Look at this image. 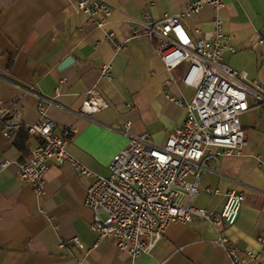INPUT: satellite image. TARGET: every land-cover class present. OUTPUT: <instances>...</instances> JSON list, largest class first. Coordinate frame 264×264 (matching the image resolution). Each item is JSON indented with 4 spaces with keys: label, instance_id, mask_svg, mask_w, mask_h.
I'll use <instances>...</instances> for the list:
<instances>
[{
    "label": "crops",
    "instance_id": "obj_1",
    "mask_svg": "<svg viewBox=\"0 0 264 264\" xmlns=\"http://www.w3.org/2000/svg\"><path fill=\"white\" fill-rule=\"evenodd\" d=\"M78 1L0 0V99L20 111L24 125L37 122L39 104H47L59 132L75 127L69 152L98 174L109 173L114 155L133 135L147 131L156 144H165L187 116L169 96L190 100L195 94L181 80L187 62L169 72L152 39L144 33L131 36L129 29L176 16L197 38L198 30L212 31L220 19L235 47L224 52V61L245 72L248 85L257 80L264 91V0H223L220 10L206 4L192 16L184 11L195 0H103L111 8L103 26L78 11ZM107 64L111 76L102 73ZM171 76L176 80L169 82ZM93 87L109 105L85 113L81 107ZM254 94L248 91L250 109L241 116L246 144L237 153L206 155L194 199L195 206L221 212L231 187L244 192L237 222L219 229L198 220L172 223L151 254L136 258L94 229V212L85 205L94 177L70 161H51L45 191L37 195L18 171L42 139L26 134L22 149L17 141L25 127L12 138L0 131V264H231L216 242L220 232L239 253L261 254L260 262L247 264H264L259 240L264 234V108ZM74 236L84 249L60 245Z\"/></svg>",
    "mask_w": 264,
    "mask_h": 264
},
{
    "label": "built area",
    "instance_id": "obj_2",
    "mask_svg": "<svg viewBox=\"0 0 264 264\" xmlns=\"http://www.w3.org/2000/svg\"><path fill=\"white\" fill-rule=\"evenodd\" d=\"M206 4L217 10L224 6L223 0H195L187 5L184 13L192 16ZM77 10L87 13L98 26H103L105 17L111 14L110 5L103 0H79ZM216 23L212 31L198 30L197 38L191 36L176 16L148 21L141 30H128L131 36L144 33L152 39L169 72L187 62L181 80L194 87L195 94L190 100L169 96L186 109L187 116L183 126L176 128L165 144H156L147 131L133 135L114 155L107 175L98 174L69 152L67 144L75 127L59 132L47 104H39L37 122L24 125L20 111L0 99V131L7 138H12L24 126L30 136L42 139L31 157L20 164L19 178L41 195L51 161L58 164L70 161L83 175L94 177L85 197V205L94 212L93 227L99 238H111L120 251L133 258L151 254L172 223L198 220L215 229L234 225L245 201L244 192L231 187L221 212L195 206L194 199L200 193L206 155L218 158L242 151L246 133L241 116L250 109L248 91H255V102L263 108L264 91L257 80L252 81L253 87L248 85L244 81L247 74L224 61V52L234 51L235 47L229 43L230 35L225 32L222 21L217 19ZM113 35V32L108 34ZM260 43L264 44V26ZM102 73L111 76V65H105ZM174 80L171 76L169 82ZM108 105L93 87L81 108L85 113H96ZM130 126L131 122H127L126 127ZM9 164L7 160L3 167ZM261 164L264 169V162ZM259 240L264 246V234ZM216 242L225 247L231 264L261 259L260 253L251 250L239 253L223 232ZM60 245L85 248L78 236L63 240Z\"/></svg>",
    "mask_w": 264,
    "mask_h": 264
},
{
    "label": "trees",
    "instance_id": "obj_3",
    "mask_svg": "<svg viewBox=\"0 0 264 264\" xmlns=\"http://www.w3.org/2000/svg\"><path fill=\"white\" fill-rule=\"evenodd\" d=\"M24 128V126L22 127ZM27 131V130H26ZM28 134L27 132L24 131V129L22 130V133H21V139H19V141H17V143L19 144V146L24 149L25 146H26V140H27V135Z\"/></svg>",
    "mask_w": 264,
    "mask_h": 264
},
{
    "label": "water",
    "instance_id": "obj_4",
    "mask_svg": "<svg viewBox=\"0 0 264 264\" xmlns=\"http://www.w3.org/2000/svg\"><path fill=\"white\" fill-rule=\"evenodd\" d=\"M71 60V58H68L65 62H63V65L68 64Z\"/></svg>",
    "mask_w": 264,
    "mask_h": 264
},
{
    "label": "rangeland",
    "instance_id": "obj_5",
    "mask_svg": "<svg viewBox=\"0 0 264 264\" xmlns=\"http://www.w3.org/2000/svg\"><path fill=\"white\" fill-rule=\"evenodd\" d=\"M186 65V63H183V64H181L180 66L181 67H184ZM179 70V68H177V70L175 69V71H178Z\"/></svg>",
    "mask_w": 264,
    "mask_h": 264
}]
</instances>
